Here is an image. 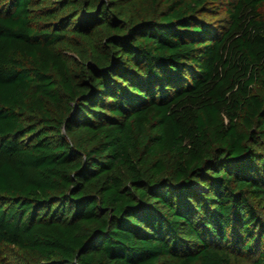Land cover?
Masks as SVG:
<instances>
[{
  "label": "trees",
  "instance_id": "1",
  "mask_svg": "<svg viewBox=\"0 0 264 264\" xmlns=\"http://www.w3.org/2000/svg\"><path fill=\"white\" fill-rule=\"evenodd\" d=\"M264 264V0H0V264Z\"/></svg>",
  "mask_w": 264,
  "mask_h": 264
},
{
  "label": "rangeland",
  "instance_id": "2",
  "mask_svg": "<svg viewBox=\"0 0 264 264\" xmlns=\"http://www.w3.org/2000/svg\"><path fill=\"white\" fill-rule=\"evenodd\" d=\"M232 264H245L244 262H240V261H235L234 263H232Z\"/></svg>",
  "mask_w": 264,
  "mask_h": 264
}]
</instances>
